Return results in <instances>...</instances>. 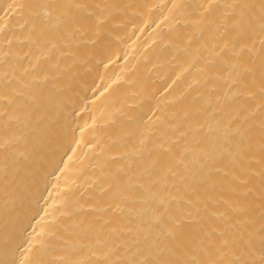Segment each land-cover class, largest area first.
Returning <instances> with one entry per match:
<instances>
[{"label": "bare ground", "instance_id": "bare-ground-1", "mask_svg": "<svg viewBox=\"0 0 264 264\" xmlns=\"http://www.w3.org/2000/svg\"><path fill=\"white\" fill-rule=\"evenodd\" d=\"M0 264H264V0H0Z\"/></svg>", "mask_w": 264, "mask_h": 264}]
</instances>
